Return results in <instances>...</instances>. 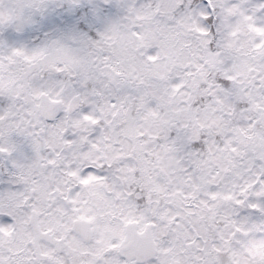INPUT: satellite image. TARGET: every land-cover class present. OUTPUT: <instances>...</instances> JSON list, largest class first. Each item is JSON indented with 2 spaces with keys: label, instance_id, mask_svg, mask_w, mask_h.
I'll return each instance as SVG.
<instances>
[{
  "label": "snow or ice",
  "instance_id": "6c2138e0",
  "mask_svg": "<svg viewBox=\"0 0 264 264\" xmlns=\"http://www.w3.org/2000/svg\"><path fill=\"white\" fill-rule=\"evenodd\" d=\"M0 264H264V0H0Z\"/></svg>",
  "mask_w": 264,
  "mask_h": 264
}]
</instances>
